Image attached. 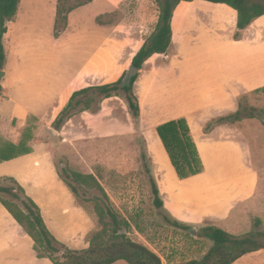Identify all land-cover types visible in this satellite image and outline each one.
Segmentation results:
<instances>
[{"label": "crops", "instance_id": "crops-1", "mask_svg": "<svg viewBox=\"0 0 264 264\" xmlns=\"http://www.w3.org/2000/svg\"><path fill=\"white\" fill-rule=\"evenodd\" d=\"M57 1L53 0L56 6ZM89 6L94 8L89 17L78 15ZM153 6V0H92L69 14L67 29L57 38L54 16L47 22L45 37L17 28L19 9L6 24L0 70V178L11 177L21 185L40 209L48 231L71 250L86 249L100 227L59 176L55 147L46 135H53L52 124L75 91L113 83L126 72L154 31L158 11L154 15ZM209 8L225 16L201 18ZM236 22V11L224 4L179 3L171 19L169 48L143 63L133 93L140 108L137 133L144 138L165 214L194 229L211 225L243 236L252 230L250 217L262 190L250 147L235 125L203 130L210 120L236 112L241 96L264 87V16L255 19L239 40L233 38ZM67 42L78 49L80 61L65 81ZM119 112L133 129L125 101L112 97L103 100L97 113L73 116L56 134L64 141L123 134ZM181 118L203 164V172L182 180L156 132L158 126ZM147 129L158 144L154 150ZM200 240L192 256L162 264L200 260L212 246L209 239ZM0 264H53L36 256L33 240L1 203ZM232 264H264V250Z\"/></svg>", "mask_w": 264, "mask_h": 264}, {"label": "trees", "instance_id": "trees-1", "mask_svg": "<svg viewBox=\"0 0 264 264\" xmlns=\"http://www.w3.org/2000/svg\"><path fill=\"white\" fill-rule=\"evenodd\" d=\"M92 0H80L76 5L67 7L64 0H58L54 22V37L65 31L68 15L78 7ZM157 6L158 17L154 31L145 39L144 44L134 56L131 65L139 70L143 63L154 54H164L171 44V19L173 11L181 2L194 0H153ZM213 4H224L236 11V30L234 40L241 38L242 32L257 18L264 16V0H201ZM20 0H0V70L5 63L3 36L7 31L6 24L15 17ZM125 73L115 82L86 87L75 91L65 108L52 124V129L59 132L75 115L82 112L97 113L103 100L112 97L122 98L127 106L136 127L138 128L140 108L133 93L137 75L124 83ZM1 90V87H0ZM264 92V87L254 92ZM242 100V99H241ZM254 109L242 107L236 112L214 118L206 123L204 132H210L219 125H235L245 118L254 117ZM157 135L169 157L179 179H186L203 172V164L195 143L190 135L186 120L181 118L160 125ZM61 179L79 199L78 188L86 186L98 190L104 199V207H96L95 213L101 230L90 239L89 246L83 250H71L56 240L48 231L38 206L25 194L24 189L11 177L0 178V203L13 219L26 231L34 242V251L38 258H47L53 264H113L124 261L127 264H162L161 258L147 247L132 241L127 233L130 225L120 219L112 208L109 197L92 175H83L68 168L63 169ZM70 181L74 185L68 182ZM153 204L163 209V203L155 180L149 177ZM171 224L179 229L190 227L176 220ZM259 221L255 222L258 225ZM200 237L212 242L209 251L200 260H190L181 264H232L245 254L264 250V232H250L243 236L232 235L215 226L206 225L200 229Z\"/></svg>", "mask_w": 264, "mask_h": 264}, {"label": "rangeland", "instance_id": "rangeland-1", "mask_svg": "<svg viewBox=\"0 0 264 264\" xmlns=\"http://www.w3.org/2000/svg\"><path fill=\"white\" fill-rule=\"evenodd\" d=\"M64 1L66 6L70 7L80 0ZM18 9L17 28L22 26L23 32L28 35L33 33L45 37L48 32L47 22L53 16L55 21L56 5L53 0H20ZM93 9V6L85 7L78 12V15L89 17ZM152 9L155 15L156 4ZM202 14L203 19L225 16L214 8L206 9ZM63 49L67 64V70L63 75L65 81H68L75 74L80 57L76 52L78 49L72 43L67 42ZM41 52H43L42 48L38 53ZM11 61L15 62L13 58ZM116 98L123 100L120 97ZM239 101L242 107L254 109V117L245 118L235 126L242 131L243 138L250 147L251 163L259 173L262 184L259 201L250 217L251 232H264V92H252L241 96ZM117 122L122 126L123 134L95 140L64 141L58 134L51 135L48 132L46 137L55 147L54 158L59 174L64 177L62 171L68 168L83 175H94L109 197L111 206L119 218L128 221L130 229L127 236L132 241L147 247L158 255L162 262L175 257L187 259L197 249L201 242L200 238H203L200 237V229L176 228L171 224V219L164 210L154 206L149 182L151 162L146 152L144 138L137 133L138 128L132 117L131 123L134 128L131 130L127 128L130 121L126 119L123 112H119ZM146 135L150 149L158 148L150 129L146 130ZM68 182L71 186L74 185ZM77 188L79 200L98 222L95 209L104 207L102 194L86 186ZM257 220L259 224L255 225ZM99 227L101 230L100 224Z\"/></svg>", "mask_w": 264, "mask_h": 264}, {"label": "water", "instance_id": "water-1", "mask_svg": "<svg viewBox=\"0 0 264 264\" xmlns=\"http://www.w3.org/2000/svg\"><path fill=\"white\" fill-rule=\"evenodd\" d=\"M138 71H139V69L137 67H135L134 65H129L127 70H126L123 82L124 83L129 82L133 76L137 75ZM2 77H3V72L0 71V80L2 79ZM0 96H1V92H0ZM53 133L56 134L55 131H53ZM193 233H195V232H193Z\"/></svg>", "mask_w": 264, "mask_h": 264}]
</instances>
